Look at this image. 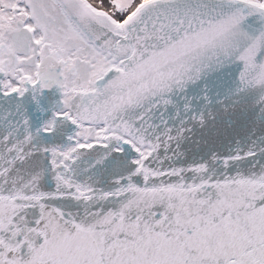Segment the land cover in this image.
<instances>
[{"label": "snow or ice", "instance_id": "snow-or-ice-1", "mask_svg": "<svg viewBox=\"0 0 264 264\" xmlns=\"http://www.w3.org/2000/svg\"><path fill=\"white\" fill-rule=\"evenodd\" d=\"M0 264H264V0H0Z\"/></svg>", "mask_w": 264, "mask_h": 264}]
</instances>
